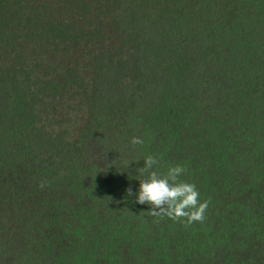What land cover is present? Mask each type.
Returning a JSON list of instances; mask_svg holds the SVG:
<instances>
[{"label":"trees","instance_id":"1","mask_svg":"<svg viewBox=\"0 0 264 264\" xmlns=\"http://www.w3.org/2000/svg\"><path fill=\"white\" fill-rule=\"evenodd\" d=\"M30 2L0 0V263L167 264L165 249L146 244L142 249L137 239L125 242L118 235L110 251L104 248L110 235L100 229L109 228L110 220L113 233L126 225L127 217L120 218L128 216L125 200L116 194L134 188L119 184L125 167L108 163L107 143L117 134L129 162L133 151L154 156L159 163L153 170L161 173L182 165L187 169L182 179L196 185L201 202L209 201L203 223L186 228L181 222L173 230L183 239L177 246L186 242L197 248L196 231L207 228L211 237L205 241L222 242L226 254L246 240L257 245L255 256L247 253L236 264H264V0H167L147 8L158 11L153 20L135 17L145 12L143 0H123L131 19L119 17L124 30L117 34L124 42L118 48L105 45L117 38L110 34L105 40V32L93 30L94 22L86 25L80 18L73 25L65 17L33 16L27 13ZM111 15L119 26V18ZM137 26L142 29L134 31ZM61 53L63 64L75 55L89 61L90 84H84L74 63L57 67ZM74 89L85 97L80 103L86 115L69 142L66 122L53 108L69 101L66 105L77 113ZM168 96L190 101L193 115L162 129L172 115ZM112 111L118 118L110 117ZM43 121H54L58 130L48 131ZM134 137L144 143L133 146ZM200 143L202 150L194 151L192 144ZM182 145L189 148L177 154ZM64 163L70 179L78 177L84 197L72 193L70 179L38 187L48 169ZM4 171L10 180L3 178ZM91 195L103 198L93 202ZM77 207H86L87 215L77 214ZM81 223L97 229L74 259L71 246L84 239ZM33 225L44 239H19ZM25 255L34 257L27 262Z\"/></svg>","mask_w":264,"mask_h":264},{"label":"rangeland","instance_id":"2","mask_svg":"<svg viewBox=\"0 0 264 264\" xmlns=\"http://www.w3.org/2000/svg\"><path fill=\"white\" fill-rule=\"evenodd\" d=\"M136 1H139V0H136ZM143 1H144V4L142 5L141 8L145 12L142 13L141 11V14H136L135 17L142 18L144 15L145 18L153 20L154 17L157 15L158 11L147 10V8L153 4H162L164 1H167V0H143ZM169 1H172V0H169ZM194 1H197L199 3L208 2L210 4H213V2H216L217 0H194ZM229 1H232L233 3V1H236V0H229ZM68 2H72L74 4V6H72L70 9H68L67 7ZM52 3L62 4L65 10L64 8L59 9V8L54 7ZM110 4H112V7L110 6ZM28 8H30V10H27V13H30L33 16L44 17L46 15V18H60V19L65 17V19L71 21L73 25H76L77 20H79L80 18H83L82 21L86 25L89 24L88 23L89 21H92L94 22L93 30L106 33V35H104L105 40L109 37L107 35L114 34L112 38L116 37L117 39H115L114 41L105 42V45L110 44L112 45L111 47H114V48H118L120 45L122 46V43L124 42V39L122 37H119L118 36L119 34H117L119 30H120V33L124 30V27H122L123 25L122 20L119 17L131 19V15L126 14V7H125V4L123 3V0H31L30 4L28 5ZM114 13H117V14H114ZM111 14L116 15L115 17L119 18L118 24L120 27L113 25L114 17ZM101 19H102V24L99 25L98 22H100ZM90 29H92V26L90 27ZM141 29L142 28L140 26L139 27L137 26L136 28H134V31H138ZM192 29L194 28H189V27L187 28V30H192ZM43 30L44 29H42L40 32H43ZM129 46L131 45H127L126 47L124 46V48H127ZM60 56L61 58L59 59L61 60V63L60 64L58 63L57 67H61L62 65H67V64H69V66H73V63H74L77 67H79L80 73L78 74L81 76V78H83L84 84L85 85L90 84V81L92 78L90 77L91 69L87 68L89 61L86 62V58L82 56L83 58L77 59V55H75V57L71 59V61L64 62L63 64V53H61ZM72 92L75 94L73 96L74 101H75L74 104L80 106V109H77V113L72 109L71 106L66 105L67 103H69V101L67 102L62 101L61 104L58 103L53 108L54 111L56 112L57 118L66 122L63 124V128L65 129L68 135V140L66 141H69V142L70 141L72 142L73 139L76 138L77 130L79 128V125H81L80 119L82 118L85 119V115H86V113H83L84 106L83 105L81 106V103H80V100H85V97L83 95H77L78 93L77 89H74ZM171 97L172 99L169 96L166 98L167 100L166 106H167V113L168 114L170 113L172 115L167 117V121L169 123L165 124V121H163L164 126H160L162 129H165L166 127L168 128L172 125H177L180 121H182L183 119H186L187 116L191 119L193 115L192 114L193 111L191 112L193 104H191L190 101L188 102L187 100L180 99V96H174V97L171 96ZM170 109H171V112H169ZM187 110H189V113H187ZM112 112H113V115L110 117L118 118L119 113H116L114 111ZM176 118L179 119V122H176ZM46 121H43V123L45 122L46 127H48L47 128L48 131L56 132L58 130L57 123H55L54 121H50L48 122L49 125H47ZM119 123L122 124L121 121H119ZM183 125H188V123L180 124V126H183ZM116 136L117 134H115V136L111 138V143H107L109 144L108 153L109 155L111 154V158L108 163L112 165L111 167L116 166V167L126 168V174L120 178L122 181H120L119 184H125L128 186L134 185L132 192L135 194L138 192L139 179H141L137 169L140 167H143V161L147 157V154H140L139 156L138 154H135V152L132 151L131 152L132 158L129 162L128 158L130 156V153L127 151H124V152L122 151V143L120 142L121 139ZM192 145H193L194 151L196 150L198 152L199 150H202L203 144L200 143L199 145H195V144H192ZM126 147L124 146L125 149ZM128 148L135 149L132 147H128ZM188 148L189 146H186V145L177 147V152H178L177 154H181V152H183L184 150H187ZM67 167H68L67 164L64 163V165L57 164L56 166L54 165L53 167L48 169V173H47L48 177L46 180L48 181V184L52 185L58 179L59 180L70 179ZM1 175L3 176L5 180L6 179L7 181L10 180L8 171L2 172ZM97 178L98 177L95 176V179ZM98 183L103 184L104 179L99 178ZM71 185L73 186L72 193L78 195V192H79V195L84 197V192L82 188L80 189L81 183L79 182L78 184V177H72ZM116 189H117V186H114L113 189H111L110 197H112ZM2 191H4V185L0 187V198H3ZM81 191L82 193H80ZM116 195L119 197H124L122 198V200H125L124 202L125 207H124L123 212H125L128 216H125V215L120 216V218H123V219L127 217L124 220L126 225L121 226V228L119 226L120 229L119 228L115 229L116 233H113L112 231L113 230L112 225L115 226L112 220L109 221L110 222L109 228L100 229L101 233L108 232L110 235L108 239H105V241L107 242V246L103 245L105 249L108 248L106 250L110 251V248L112 246L111 241H113V239H115L119 235V238L123 239V241L125 242H129L130 239H137L136 243L139 242V244H141L142 249H144L145 244L148 248H152L153 246H156L157 248H160V250L165 249L164 254L166 255L167 264H176L175 259H179L177 262L178 264H182V263L184 264L186 261L187 262L192 261L194 262V264H236L238 260L243 261L247 253H251L252 256L256 255L257 245H255V247L251 246L253 242L249 240H246L247 242H243L241 245L239 244V247H237L236 250L234 248L233 251L232 250L228 251L227 254H226V251L225 253L222 252L223 250L222 242H221L222 245H220V241L217 244L216 243L212 244L211 241H207V242L205 241L208 237H211L210 231L206 232L205 230L207 228H202L201 230L196 231L195 236H196V239H198L199 241V246L197 248L195 247L196 245L193 247V246L186 244V242H183V241L182 242L184 243V245L181 244L177 246V242H181V240L183 239L178 240L176 237L177 233L173 230H175V228H178L181 222L178 223V222L172 221L173 222V226H172L171 220L168 218L158 219L156 217L148 216L146 212L150 210L149 206L135 203L134 202L135 195L129 196L127 195V192L126 193L121 192L119 194L117 193ZM90 198L94 202V201H98L102 199L103 196L100 195V196L95 197L91 195ZM76 210H77L76 211L77 214L81 212L82 216H86L88 212L86 207H79V208L77 207ZM5 217L6 215L4 216V219ZM112 219L114 220V218ZM81 225L83 226L82 223ZM105 225L107 226L108 224H105ZM190 227H192V225ZM35 228L36 226L33 225L32 227L25 229L24 235L20 236L19 239H23V241L25 239H36L37 242L40 239H44L41 231ZM68 228L72 231L75 230V228H72L71 225H68ZM96 229H97L96 227L90 228V226H88V228H86L85 226H83L82 232L84 233L83 234L84 239H78L77 242L71 246L74 259L78 257V255L81 256L79 250H82V244H86L87 239L89 238L94 239V237H92L91 235H92V232H94ZM215 232L216 234L217 233L220 234V229L219 228L216 229ZM178 237H179V234H178ZM262 247H264V243H262ZM213 249L214 250L216 249V250L213 251ZM176 252L178 253V255L176 254ZM86 253L85 255L89 256ZM119 253H122L121 250H119ZM30 256L34 257V255H30ZM30 256L27 257V255H25L21 258L24 261L28 262L29 260H31ZM194 256H197V257H194ZM226 256H229V257L235 256L236 258L232 259V261L230 262ZM18 259L19 258L14 257V261H18ZM149 259H151V257ZM180 259L183 261H181ZM70 261L73 262L74 260L70 258ZM53 262L54 261H50V264H53ZM148 262L149 261L142 262L141 264H148ZM254 262L255 261L249 262L248 260H246L243 264H255ZM57 264H60V263H57ZM115 264H118V261H116ZM240 264H242V262H240Z\"/></svg>","mask_w":264,"mask_h":264},{"label":"clouds","instance_id":"3","mask_svg":"<svg viewBox=\"0 0 264 264\" xmlns=\"http://www.w3.org/2000/svg\"><path fill=\"white\" fill-rule=\"evenodd\" d=\"M130 143L135 146L142 145L144 141L134 137ZM158 163L152 155L144 159L143 167L137 169L141 177L138 192L134 194L129 188L126 190L127 195H135V203L149 206L150 210L146 212L148 216L182 222L186 228L195 223H203L206 220L209 201L201 202L196 185L182 179L187 169L177 164L161 173L153 170ZM47 185L48 181L41 180L38 187L43 190Z\"/></svg>","mask_w":264,"mask_h":264}]
</instances>
